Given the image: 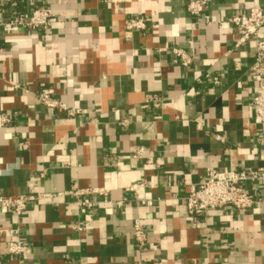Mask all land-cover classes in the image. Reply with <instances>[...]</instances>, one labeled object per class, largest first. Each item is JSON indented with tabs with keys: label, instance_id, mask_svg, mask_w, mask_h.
I'll use <instances>...</instances> for the list:
<instances>
[{
	"label": "crops",
	"instance_id": "1",
	"mask_svg": "<svg viewBox=\"0 0 264 264\" xmlns=\"http://www.w3.org/2000/svg\"><path fill=\"white\" fill-rule=\"evenodd\" d=\"M185 2L0 0V21L33 5L56 18L0 26V193L38 196L21 215L0 208V264H264V204L204 219L184 207L206 170L260 163L254 42L229 18L264 0H210L199 20ZM42 89L78 111L43 105ZM15 227L18 255L7 251Z\"/></svg>",
	"mask_w": 264,
	"mask_h": 264
},
{
	"label": "built area",
	"instance_id": "2",
	"mask_svg": "<svg viewBox=\"0 0 264 264\" xmlns=\"http://www.w3.org/2000/svg\"><path fill=\"white\" fill-rule=\"evenodd\" d=\"M210 0H186L185 11L198 20ZM205 22L209 21L207 17ZM230 21L241 31V39H251L254 42L253 61L248 67V76L254 83V92L251 95L253 121L258 126L257 142L260 149L259 165L245 169H221L206 170V175L196 185H191L184 197L185 212L190 216L204 219L207 212L212 209L233 207L236 210L249 209L256 202L264 204V39L259 36L264 26V7L253 5L244 13L234 14ZM56 18L52 12L41 5H33L29 10H23L8 20L0 21L3 28L22 27L36 29L38 27H49ZM145 25L141 19H130L126 26L128 28H143ZM173 59L180 65L187 66L191 60L190 55L179 48H172ZM52 90L42 89L38 93V100L49 108L59 107L66 109L68 114H73L78 109L67 108L64 104L57 102L51 96ZM2 122L8 121L6 117ZM143 148H137L132 157L138 159L142 156ZM248 180H258L257 192L246 188ZM95 191V190H91ZM74 193H77L75 191ZM32 194H21L16 197L5 196L0 193V208L10 209L15 215H21L27 204L37 198ZM81 205L90 206L91 202L83 199ZM8 235L7 251L18 255L23 250L24 238L18 227L5 229ZM133 238L142 244L144 240L143 227L140 223L133 225Z\"/></svg>",
	"mask_w": 264,
	"mask_h": 264
}]
</instances>
